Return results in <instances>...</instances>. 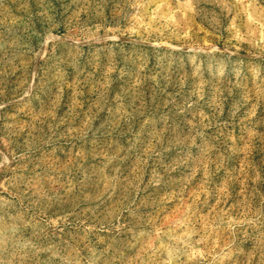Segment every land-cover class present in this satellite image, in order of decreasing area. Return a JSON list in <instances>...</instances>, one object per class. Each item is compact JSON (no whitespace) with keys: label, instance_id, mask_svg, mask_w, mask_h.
<instances>
[{"label":"rangeland","instance_id":"1","mask_svg":"<svg viewBox=\"0 0 264 264\" xmlns=\"http://www.w3.org/2000/svg\"><path fill=\"white\" fill-rule=\"evenodd\" d=\"M0 264H264V0H0Z\"/></svg>","mask_w":264,"mask_h":264}]
</instances>
